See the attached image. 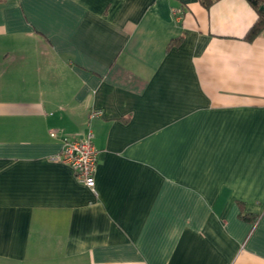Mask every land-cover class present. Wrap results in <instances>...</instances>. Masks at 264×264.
<instances>
[{"label":"crops","instance_id":"obj_1","mask_svg":"<svg viewBox=\"0 0 264 264\" xmlns=\"http://www.w3.org/2000/svg\"><path fill=\"white\" fill-rule=\"evenodd\" d=\"M257 17L247 0L1 2L0 264H264ZM89 131L97 193L53 158Z\"/></svg>","mask_w":264,"mask_h":264},{"label":"built area","instance_id":"obj_2","mask_svg":"<svg viewBox=\"0 0 264 264\" xmlns=\"http://www.w3.org/2000/svg\"><path fill=\"white\" fill-rule=\"evenodd\" d=\"M180 12V9H174L173 13L177 15ZM101 114V110L95 109L91 111L89 118L92 120ZM53 158L73 167L77 172L78 179L97 193L95 173L98 163V150L93 141L92 131L88 132L85 139L66 141L62 150Z\"/></svg>","mask_w":264,"mask_h":264},{"label":"trees","instance_id":"obj_3","mask_svg":"<svg viewBox=\"0 0 264 264\" xmlns=\"http://www.w3.org/2000/svg\"><path fill=\"white\" fill-rule=\"evenodd\" d=\"M4 0H0V3ZM192 0H183V2H189ZM200 1L205 8H210L217 0H197ZM252 7L256 10L258 17L252 27L249 29L246 37L252 41L264 30V0H247Z\"/></svg>","mask_w":264,"mask_h":264}]
</instances>
